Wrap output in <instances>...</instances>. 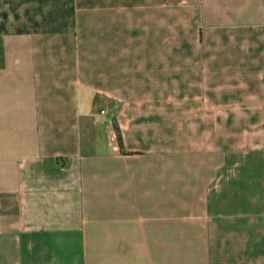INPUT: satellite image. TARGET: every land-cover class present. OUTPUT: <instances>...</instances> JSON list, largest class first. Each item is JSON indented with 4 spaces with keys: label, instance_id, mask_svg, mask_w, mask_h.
I'll use <instances>...</instances> for the list:
<instances>
[{
    "label": "crops",
    "instance_id": "1",
    "mask_svg": "<svg viewBox=\"0 0 264 264\" xmlns=\"http://www.w3.org/2000/svg\"><path fill=\"white\" fill-rule=\"evenodd\" d=\"M248 110L264 0H0V264H264Z\"/></svg>",
    "mask_w": 264,
    "mask_h": 264
},
{
    "label": "rangeland",
    "instance_id": "2",
    "mask_svg": "<svg viewBox=\"0 0 264 264\" xmlns=\"http://www.w3.org/2000/svg\"><path fill=\"white\" fill-rule=\"evenodd\" d=\"M217 111H222L223 118H226L227 114L230 113L231 111L232 112H237L238 115L234 116V118H235L234 121L235 122H237V119H239L240 117L246 116V112H244L243 110H217ZM248 112L250 114L259 113L258 114L259 120L260 121H262V120L264 121V110H248ZM224 122H225V119H224ZM262 133L263 132L259 133V131L254 130V132H253L254 138L257 140L258 134L259 135L261 134V136H263ZM247 152H248L247 154L249 155V157L253 158V159H251V163L248 164L249 165L248 166L249 171H253L255 173H257V172L263 173V171H264V159H263V157H264V148H261V149H249ZM241 154H243L242 150L241 151H239V150L227 151L225 153V155H241ZM259 201L261 202L262 200L260 199Z\"/></svg>",
    "mask_w": 264,
    "mask_h": 264
},
{
    "label": "trees",
    "instance_id": "3",
    "mask_svg": "<svg viewBox=\"0 0 264 264\" xmlns=\"http://www.w3.org/2000/svg\"><path fill=\"white\" fill-rule=\"evenodd\" d=\"M115 128H116V131H117V139H118V143L120 146H122V138H121V134H120V131H119V128L117 126V124H115Z\"/></svg>",
    "mask_w": 264,
    "mask_h": 264
}]
</instances>
